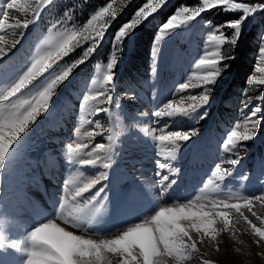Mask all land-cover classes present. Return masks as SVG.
<instances>
[{"label":"rangeland","instance_id":"rangeland-1","mask_svg":"<svg viewBox=\"0 0 264 264\" xmlns=\"http://www.w3.org/2000/svg\"><path fill=\"white\" fill-rule=\"evenodd\" d=\"M147 2L148 0H104L100 5H95L92 0H51L50 4L42 7L38 19L31 17L30 14L24 16V14L14 11L15 18L35 20L34 23L29 25L28 29H0V36L4 37L6 47V55L0 58V91H3L8 83L30 66L35 56L43 50L45 45L58 32L72 27L79 29L100 7H105L109 3L118 12L117 17L111 21V25L98 48L84 63L73 70L68 80L57 87L55 95L50 101L49 110L38 117L23 134L22 139L15 145V151L11 153L8 160V163L11 160L16 162V159L22 162L28 159L26 158L27 154L34 152L32 148L36 145L32 141L36 138V132L43 129L44 122L48 120L49 116L53 120L55 119L58 112L56 103H58L61 96L66 97L70 102L75 101L76 105L73 111L75 123L70 126L71 142L75 140L76 142L88 143L85 133L94 128L96 131L102 132L103 135L96 136L93 143H107L108 135H113L115 141L112 167L107 170L108 180L102 182L107 187L106 193L102 194L107 196V200L98 198L96 207L100 211L93 215L90 222L86 224L87 226H83L86 230L93 229L99 235L104 231L119 230L123 226H118V224L123 219L126 221L131 220L134 213L139 210L146 214H154L153 207L155 205L169 206L173 202L182 203L189 198H195L196 195L200 194V189L208 183L211 172L214 170L211 164L216 165L219 163L222 167L228 168L234 173L230 179L223 182L218 193H212L216 199L234 203L236 197L264 193V122L257 129V134L253 140L243 142L241 146L232 152H228L222 147L227 132L237 122L243 125L245 118L253 107L257 105L264 106V99H259L264 97V86L246 83L240 97L233 98L226 95L229 82L227 60L232 54L234 45L225 44L217 48L213 43L207 42L208 34L213 32L216 26L224 24L227 20L238 18L242 15V12H225L219 7L206 10L196 20L177 29L174 33L167 35L163 41L154 45L159 27L179 7L202 6V0H165V3L158 8L157 12L153 13L147 20L142 21L141 25L123 41L120 49H115L114 36L119 27L128 22L135 12ZM237 2L249 3L255 6L264 3V0H237ZM4 3H6V0H0V6H3ZM29 3L33 7L36 6V0H29ZM170 7L172 11L168 9ZM167 13H170V15L165 18L164 15ZM10 23H14V19L10 20ZM253 26L258 38L259 49L262 37H264V10H258L245 21L242 25L241 35ZM152 28L156 32L149 48L144 49L143 47L148 39L146 34ZM21 31L23 36H21ZM224 31L231 37L233 30L224 29ZM14 41H18V43L15 44V47H11ZM88 46H90V43H84L76 48L60 62V67L74 63ZM154 46L158 49L155 53L153 51ZM114 51L118 57V64L115 68V82L111 93L113 95L111 113H97L94 110L82 108L85 95L94 96L98 91L106 90L101 83L102 76ZM205 51L209 54L220 51L222 55L227 57L220 65L222 68L221 76L217 79L216 84L212 86L210 102L205 109H201V112L207 111V116L202 120L176 117L172 121L163 118L156 122L152 116L154 109L162 107L163 103L172 98L180 102L179 95L174 91L179 83L189 79L191 83H198L193 73H198L201 70L195 68V62ZM255 56L253 69L248 79L251 75H264L256 71V66L260 63L258 50ZM143 59H146V63L142 61ZM261 66H264V63H261ZM153 68L156 69L155 73L152 71ZM55 71H59V67L55 68ZM51 73L52 70L38 78L34 82L36 87L33 91L39 90V87L49 78ZM199 92L200 89L197 88L180 95L186 97ZM126 93H134L136 99L134 101L129 100ZM146 93H149L150 97H147ZM248 101L250 103L245 107L244 104ZM117 102L122 105V108L115 107ZM89 104L92 108L109 107V105L100 104L98 101H89ZM222 107L225 110L222 111L220 109ZM138 113H146V115L133 120L132 116ZM224 113H229L228 117H223ZM97 121L99 122L98 128L96 127ZM165 124H171V130H196L198 134L181 147L177 160L170 161L171 167L180 169V172L178 175L170 176V179H175L177 183L168 189L161 200L160 188L157 187L160 178L156 175V159L158 152L161 159L166 155L164 146L153 147L151 137L139 131V129L148 128L151 131L152 127L159 128ZM108 129H113V131L109 132ZM124 129H127V131H124ZM208 136L211 137V140H215V143L205 148L204 143ZM130 146L135 148H133L135 152H137L136 148L140 149L142 152L141 159H144L143 155L146 151L152 156L153 166L151 172H155L154 178L145 175L133 179L135 174L132 171L134 169L124 162L123 157V150L126 147L131 149ZM91 148L92 145L90 144L89 149L83 154L85 158H94V156L87 155ZM214 151H217V156L206 162L207 157L211 158ZM232 159H238V164L231 165L230 161ZM66 163L67 167L64 168V172L65 178L70 182L68 183L69 187H82L102 170L99 166L81 167L69 164L67 160ZM145 167L148 169L146 165ZM17 168H19V164L15 163L11 170ZM4 172L5 167L0 169V201L2 199ZM164 174L168 173L165 172ZM243 177H247V179H243ZM100 186L97 185L85 197L94 194ZM214 187L215 185L209 184L205 192H211ZM119 196L125 197V200ZM80 205H83L82 199ZM66 207L65 209L68 211L64 209V215L74 211V206H70L69 203ZM124 208L128 210L126 217H120V211ZM253 210L258 216H264V204L255 202ZM245 215H248L249 219L260 226L259 221L252 217L247 210H245ZM232 219L235 222L236 214L234 212L232 213ZM129 224L131 223L129 222L127 225ZM253 240L254 237L250 230L246 228L245 222L241 220L231 232L225 231L218 234L215 242L206 241L202 245H198L201 255H197L191 264H201L202 260L210 261L212 264H264V243L257 246ZM113 264H116V261Z\"/></svg>","mask_w":264,"mask_h":264},{"label":"snow or ice","instance_id":"snow-or-ice-1","mask_svg":"<svg viewBox=\"0 0 264 264\" xmlns=\"http://www.w3.org/2000/svg\"><path fill=\"white\" fill-rule=\"evenodd\" d=\"M50 3L51 0H36V6L33 7L29 0H6V3L0 6V29H28L35 20L15 18L14 11L22 13L24 16L30 14L31 17L38 19L42 7ZM164 3L165 0H148L140 7L134 16L120 26L115 33L114 48L120 49L123 41L141 25L142 21L157 12ZM217 7L225 12H242L238 18L225 21L224 24L216 26L215 30L208 34L207 42L213 43L219 48L225 44L235 45L241 35L242 25L255 12L264 10V3L253 6L249 3L237 2V0H202V6H181L159 27L154 45L163 41L167 35L174 33L177 29L196 20L206 10ZM117 15V10L109 3L105 7H100L79 29L72 27L58 32L35 56L30 66L8 83L3 91H0V169H3L8 163L11 153L15 151V145L20 142L23 134L38 117L49 110L50 101L55 95L57 87L68 80L73 70L84 63L98 48L111 21ZM12 19H14V23H10ZM224 29L233 30L231 37L225 33ZM21 36H23L22 31ZM16 43L18 41H14L11 47H15ZM84 43H90V46L83 51L80 58L76 59L74 63L60 67V62ZM153 51L155 53L158 49L154 46ZM5 55L4 37L0 36V58ZM258 55L260 63L257 64L256 71L264 74V66H261V63H264V37H262ZM226 59L227 57L220 51H216L214 54L205 51L195 62V68L201 70L198 73H193L198 83H191L190 79L179 83L174 91L179 95L180 102H177L175 98L167 100L162 107L153 110V119L156 122L163 118L172 121L176 117L204 119L207 116V111L201 112V109H205L209 104L212 86L221 76L220 65ZM117 64L118 57L114 51L102 76L101 83L106 90L98 91L94 96L85 95L82 108H88L97 113H111L113 103L111 93L114 88ZM57 67H59V71H55ZM50 70L52 73L49 78L39 87V90L33 91L36 87L34 82L43 74L49 73ZM152 71L155 73L156 69L153 68ZM247 83L264 86V75H251ZM197 88L200 89L198 94H190L186 97L180 95ZM126 96L132 101L136 99L134 93H126ZM259 99H264V97ZM89 101H98L100 104L109 105V107L92 108ZM248 103L250 101L246 102L244 106L247 107ZM115 107L122 108V105L117 102ZM262 113H264V106L253 107L243 125L237 122L227 132L226 139L222 144L223 149L232 152L243 142L253 140L257 129L264 122ZM142 115H146V113L133 115L132 119L136 120ZM96 127H99L98 121ZM108 131L112 132L113 129H108ZM139 131L151 137L154 147L164 146L166 155L161 159L158 152L156 159V175L160 178L157 187L160 188V199L162 200L168 189L177 183L175 179H170V176L178 175L180 172V169L171 167L170 161L177 160L181 147L198 133L196 130H171V124H165L159 128L152 127L151 131L148 128H140ZM98 135H103V133L94 128L85 133L88 143L74 140L66 145V160L69 164L81 167L99 166L102 169L98 175L72 193L67 191L68 182H65L64 195L58 201L55 216L63 217L64 223H70L73 229H81L90 222L95 213L100 211L96 207L98 198L107 200V196L102 195L107 191L106 185L102 182L108 180L107 170L112 167L115 141L113 135H108L107 143H93ZM90 144L92 148L90 152H87V155L94 156V158H85L83 154L89 149ZM238 162V159L230 161L231 165H237ZM165 172L168 174H164ZM233 175V171L217 163L211 172L208 183L200 189V194L195 198H189L182 203L173 202L169 206L155 205L153 207L154 214L149 213L140 217L139 222L131 223L130 226H126L124 230L119 231L111 238H88L85 235L77 234L76 231L62 227L56 219L45 218L46 222H38L36 226L31 227L22 240H13L6 244L4 236L0 233V250L5 247L14 250L21 257L19 264H113V260L116 261V264H191L197 255H201L198 245H202L206 241L215 242L218 234L225 231L231 232L241 220L245 222L246 228L254 237L253 242L259 246L264 243V216H258L253 208L255 202L264 204V193L236 197L234 203L216 199L212 195V193H218L223 182ZM243 179H247V177H243ZM209 184L215 185V187L211 192L206 193L205 189ZM97 185L101 186L95 190L94 194L85 197L84 194L91 192ZM69 199L74 204V211L65 216L63 210L68 205ZM81 199L83 205L75 203ZM245 210L259 221L260 226L249 219L248 215H245ZM233 212L236 214L235 222L232 219ZM201 264H212V262L202 260Z\"/></svg>","mask_w":264,"mask_h":264},{"label":"bare ground","instance_id":"bare-ground-1","mask_svg":"<svg viewBox=\"0 0 264 264\" xmlns=\"http://www.w3.org/2000/svg\"><path fill=\"white\" fill-rule=\"evenodd\" d=\"M146 96L150 97L149 93H146ZM75 105V101L70 102L66 97L61 96L58 103H56L58 112L55 119L53 120L49 116L48 120H46L47 122H44L43 129L36 132V138L32 141L36 145L32 148L34 152L27 154L26 158L28 159L22 162L18 159H16V162L11 160L5 166L2 199L0 201V233L4 236L6 244L13 240H22L31 227L36 226L38 222H46L45 218L56 219L62 227L76 231L77 234L85 235L88 238L106 239L118 234L126 226H130V224L127 225L129 222H139L140 217L147 215L142 210H139L134 213L131 220L126 221L123 219L118 224V226H123L121 228L119 227V230L104 231L100 233L101 235L97 234V231L95 233L93 229L86 230L84 227L81 229H73L70 223H64L63 217L57 218L55 216L58 201L64 195L65 182L70 183L65 178L64 172V168L67 167L65 150L67 143L71 142L70 126L75 123L73 117ZM214 143L215 140H211V137L208 136L204 147L208 148ZM134 144L137 145L136 143ZM133 148L131 147L129 149L126 147L123 150L124 162L127 165L129 164L130 168L134 169L132 171L135 174L133 179L138 178V176L141 178L145 175L152 178L155 174V172H151V167L153 166L152 156L146 151L144 152V159L142 158V160L140 158L142 154L140 149L136 148L137 153L133 151L135 149ZM216 156L217 151H214L213 156L211 158L207 157L206 162L207 160L211 161ZM15 163L19 164V168L11 170V167ZM214 165L211 164V167L214 168ZM76 189L74 186H68L67 191L72 193ZM117 194L116 196H118ZM120 198L124 199L125 197ZM80 201L78 200L75 203L80 204ZM69 205L74 206L70 199ZM127 211L126 208L122 209L120 211V217H126ZM67 215L65 214V216ZM20 259L19 254L12 249L5 247L3 250H0V262L2 264H19Z\"/></svg>","mask_w":264,"mask_h":264},{"label":"trees","instance_id":"trees-1","mask_svg":"<svg viewBox=\"0 0 264 264\" xmlns=\"http://www.w3.org/2000/svg\"><path fill=\"white\" fill-rule=\"evenodd\" d=\"M95 2V5H100L104 0H92ZM169 11H172V8H168ZM168 11V12H169ZM170 13L164 15L168 17ZM156 30L153 28L148 31L146 37V43L144 49H148L150 42L155 34ZM259 42L255 33L254 26L244 32L239 38L237 43L232 48V54L228 57V66H229V77H228V88L226 95L231 97H240L242 95V89L246 87L247 79L249 74L252 72L254 59L256 52L258 50ZM146 55V54H145ZM144 55V57H145ZM146 63V59L142 60ZM222 111L225 110L223 107L220 108ZM229 113H224L223 117H228Z\"/></svg>","mask_w":264,"mask_h":264}]
</instances>
